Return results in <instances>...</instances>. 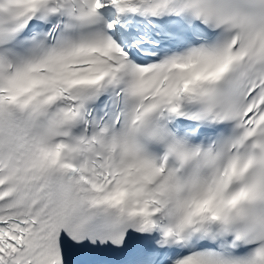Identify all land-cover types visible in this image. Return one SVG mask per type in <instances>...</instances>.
<instances>
[{
  "label": "snow or ice",
  "instance_id": "snow-or-ice-1",
  "mask_svg": "<svg viewBox=\"0 0 264 264\" xmlns=\"http://www.w3.org/2000/svg\"><path fill=\"white\" fill-rule=\"evenodd\" d=\"M0 264H264V0H0Z\"/></svg>",
  "mask_w": 264,
  "mask_h": 264
}]
</instances>
